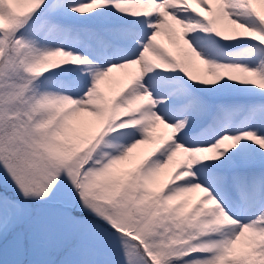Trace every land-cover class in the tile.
Wrapping results in <instances>:
<instances>
[{"label": "snow or ice", "instance_id": "6c2138e0", "mask_svg": "<svg viewBox=\"0 0 264 264\" xmlns=\"http://www.w3.org/2000/svg\"><path fill=\"white\" fill-rule=\"evenodd\" d=\"M0 264H264V0H0Z\"/></svg>", "mask_w": 264, "mask_h": 264}, {"label": "rangeland", "instance_id": "374dc122", "mask_svg": "<svg viewBox=\"0 0 264 264\" xmlns=\"http://www.w3.org/2000/svg\"><path fill=\"white\" fill-rule=\"evenodd\" d=\"M165 43H167V42L165 41ZM113 75L116 76V75H118V74L114 73Z\"/></svg>", "mask_w": 264, "mask_h": 264}]
</instances>
